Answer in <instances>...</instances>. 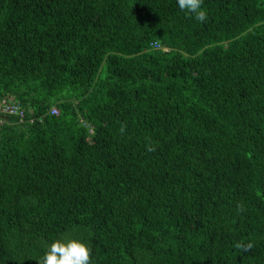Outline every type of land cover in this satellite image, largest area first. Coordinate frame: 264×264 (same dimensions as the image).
Segmentation results:
<instances>
[{
  "label": "trees",
  "instance_id": "1",
  "mask_svg": "<svg viewBox=\"0 0 264 264\" xmlns=\"http://www.w3.org/2000/svg\"><path fill=\"white\" fill-rule=\"evenodd\" d=\"M203 6L0 0V264H264V0Z\"/></svg>",
  "mask_w": 264,
  "mask_h": 264
},
{
  "label": "clouds",
  "instance_id": "2",
  "mask_svg": "<svg viewBox=\"0 0 264 264\" xmlns=\"http://www.w3.org/2000/svg\"><path fill=\"white\" fill-rule=\"evenodd\" d=\"M178 7L198 22H205L208 18L204 8V0H177ZM126 125L121 124L120 132L124 133ZM148 152H154L156 146L152 143L146 145ZM238 211H243V205H237ZM253 245L249 243L242 246L237 243L236 247L242 251H248ZM38 264H91V247L82 239L67 238L54 240L47 248L43 257L39 258Z\"/></svg>",
  "mask_w": 264,
  "mask_h": 264
},
{
  "label": "built area",
  "instance_id": "3",
  "mask_svg": "<svg viewBox=\"0 0 264 264\" xmlns=\"http://www.w3.org/2000/svg\"><path fill=\"white\" fill-rule=\"evenodd\" d=\"M158 46V44H156ZM53 112H56V109H53ZM10 114L18 117L19 122L33 121L32 118L27 117V112L24 106L20 101L16 99H2L0 102V115L1 114ZM0 124H3V119L0 118Z\"/></svg>",
  "mask_w": 264,
  "mask_h": 264
}]
</instances>
